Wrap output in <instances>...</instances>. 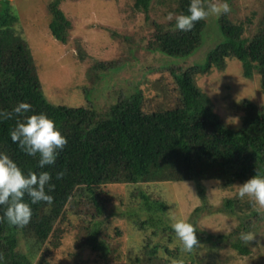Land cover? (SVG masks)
Masks as SVG:
<instances>
[{"label":"trees","instance_id":"obj_1","mask_svg":"<svg viewBox=\"0 0 264 264\" xmlns=\"http://www.w3.org/2000/svg\"><path fill=\"white\" fill-rule=\"evenodd\" d=\"M62 1H49L48 26L51 34L64 43L72 23L60 7ZM207 1L202 0L204 7L208 6ZM152 2L135 0L134 8L149 19ZM189 4L190 0H178L173 12L188 14ZM17 20L18 13L10 0H0V110L10 112L18 102H26L31 109L24 115L45 113L59 126L67 143L53 165L40 168L38 154L28 156L11 141L9 132L22 117L13 114L0 119V151L6 152L25 175L48 171L50 183L54 185L51 205L31 204L32 216L27 225L12 226L0 219L3 264H34L33 260L46 264L42 251L46 248L49 254L53 251L50 245L56 248L63 244L66 232L63 222L70 224L69 213L74 208L78 221L75 225L79 224L76 257L90 247L100 259L109 256L125 261L124 264H172L174 259H183L182 246L171 223L161 217L172 205L154 196L157 186L194 181L187 183L205 199L201 182L217 181L223 189H230L256 172L264 175V105L242 99L237 104L242 112L239 125H227L195 80L197 74L213 68L224 69L227 61L235 58L242 63L245 77L251 78L256 72L260 75L264 93V12L261 27L249 37L243 21H232L228 13L220 14L224 39L209 51L206 61L185 69L168 66L176 86L166 105L146 108L143 92L136 89L130 93L122 91L117 101L103 111L92 105L68 106L47 99L31 48L14 27ZM205 26L206 21L202 19L194 22L190 31H181L175 27V20L168 24L153 20L145 48L173 56L190 54L201 44ZM107 65L101 63L104 68ZM153 84L156 87L158 82ZM57 172H63L60 179L56 178ZM111 185L130 187L131 196L141 199L136 204L140 207L128 213L137 216L134 224L143 237L128 249L121 250L119 244L110 245L113 236L123 234L119 226L114 228V235H109L106 230L112 224L103 226L97 222L105 214L104 194ZM138 185L142 190L136 194L134 187ZM24 199L30 203L27 196ZM223 205L228 212L241 213L250 219L259 217L255 202L247 197L227 196ZM3 207L6 206H0V217ZM248 217L242 223L244 229L251 224ZM193 226L199 244L213 239L226 240L240 254L249 253L238 239L232 240L238 234L236 230L214 235ZM104 236L110 239L105 240ZM21 238L28 244L27 253L20 248ZM184 264L188 263L184 260Z\"/></svg>","mask_w":264,"mask_h":264},{"label":"rangeland","instance_id":"obj_2","mask_svg":"<svg viewBox=\"0 0 264 264\" xmlns=\"http://www.w3.org/2000/svg\"><path fill=\"white\" fill-rule=\"evenodd\" d=\"M49 1L10 0V4L18 13L14 27L31 48L42 90L47 99L55 104L92 105L103 111L117 101L122 91L130 93L140 89L146 108L156 109L169 100L176 86V79L168 66L185 69L203 64L209 51L224 39L220 15L210 13L204 18L206 26L202 42L192 53L173 56L151 52L145 48V43L153 30L152 21L168 24L175 20L177 14L173 10L178 0H153L149 19L134 8L135 0H64L60 7L72 24L68 40L63 43L50 32ZM218 2L220 0L207 1L208 6ZM228 3V17L235 22L243 21L248 37L255 34L261 27L264 0H228ZM168 13H173L171 20L167 19ZM101 63L108 65L104 68ZM195 80L227 125H239L242 112L237 104L242 99L264 105L260 75L256 72L251 78L245 77L238 59H229L222 70L213 68L210 72L197 74ZM156 82L158 87L153 86ZM187 182L194 181L166 182L155 189L154 196L164 198L172 205L161 213L164 222L171 223V211L206 233L219 235L236 230L238 234L232 240L238 239L249 253L242 255L230 246L229 241L213 239L203 241L190 253L181 250L183 259L188 264H264V208L255 203L259 217L252 219L224 209V198L234 195L240 183L223 189L217 181L201 182L205 196L202 199L197 189ZM131 189L122 185L108 187V192L104 194L105 214L97 219L103 226L112 224L106 230L109 235H114L116 226L122 229L121 237L110 239L104 236L105 240L110 239V245L119 244L121 250L137 244L143 237L134 224L133 219L137 216L129 215L135 207H140L136 204L141 200L131 196ZM140 190L141 185L134 187L136 194ZM197 207L199 209L195 210ZM71 212L70 224L63 222L66 227L63 244L56 248L50 245L53 251L49 254L46 248L42 251L46 255V264H124L125 261L119 262L109 256L100 259L90 247L82 251L79 258L76 257L79 224L75 225L78 222L76 209ZM142 215L145 217L144 212ZM247 217L251 224L244 229L242 223ZM90 223L92 226L93 222ZM81 230L85 231L82 227ZM241 232H250L253 238L248 242L242 241ZM27 245L26 240L21 238L20 248L25 253L28 252ZM33 262L39 264L36 260Z\"/></svg>","mask_w":264,"mask_h":264},{"label":"clouds","instance_id":"obj_3","mask_svg":"<svg viewBox=\"0 0 264 264\" xmlns=\"http://www.w3.org/2000/svg\"><path fill=\"white\" fill-rule=\"evenodd\" d=\"M229 12L228 0L211 3L207 9L203 6L202 0H190L188 14L181 13L175 16V27L181 31H190L194 22L204 19L210 13L220 15ZM172 18L173 13H168L167 19L171 20ZM30 109V104L18 102L10 112L0 110V119H7L13 114L22 117L17 119L14 128L9 132L11 141L16 143L21 151L28 156H37L38 154V165L40 168H44L46 165L55 163L59 152L67 143V139L61 133L56 122L45 113L24 115ZM62 175L63 172H57L56 178L60 179ZM50 180L51 176L48 171H41L38 174L29 172L25 175L6 152L0 151V206H6L3 207L0 219L12 226L27 225L32 216L31 204L45 202L51 205L53 196L50 193L54 185L50 183ZM235 195L240 199L247 197L264 208V175L256 172L237 185ZM25 196L29 198L30 203L25 201ZM169 218L170 226L184 252L190 253L194 248L199 247L197 232L193 224L171 211ZM252 238L253 235L250 232L240 233L242 241L248 242ZM0 264H3L2 256H0ZM172 264H184V260L174 259Z\"/></svg>","mask_w":264,"mask_h":264}]
</instances>
